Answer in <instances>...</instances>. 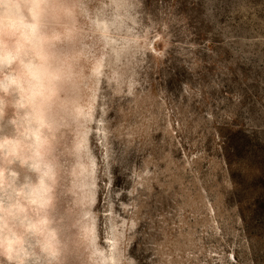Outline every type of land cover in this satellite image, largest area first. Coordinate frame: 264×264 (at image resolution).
<instances>
[{
	"label": "rangeland",
	"instance_id": "374dc122",
	"mask_svg": "<svg viewBox=\"0 0 264 264\" xmlns=\"http://www.w3.org/2000/svg\"><path fill=\"white\" fill-rule=\"evenodd\" d=\"M82 8L94 79L79 123L52 133L62 264H264V0ZM96 19L113 25L120 56L100 55Z\"/></svg>",
	"mask_w": 264,
	"mask_h": 264
},
{
	"label": "clouds",
	"instance_id": "9594fccd",
	"mask_svg": "<svg viewBox=\"0 0 264 264\" xmlns=\"http://www.w3.org/2000/svg\"><path fill=\"white\" fill-rule=\"evenodd\" d=\"M83 3L0 0V257L7 264H62L53 214L61 164L52 133L79 123L82 85L94 79L81 65ZM91 32L100 55H121L123 41L107 20H92ZM16 166L27 172L23 181ZM87 179L74 173L72 192H85ZM87 222L82 214L75 226Z\"/></svg>",
	"mask_w": 264,
	"mask_h": 264
}]
</instances>
